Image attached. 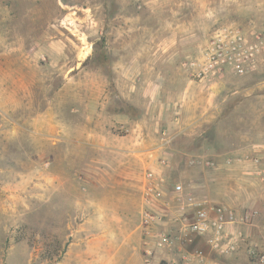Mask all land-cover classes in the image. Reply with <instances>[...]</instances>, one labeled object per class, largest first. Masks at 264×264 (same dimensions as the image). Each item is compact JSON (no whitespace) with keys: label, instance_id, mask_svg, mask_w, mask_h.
<instances>
[{"label":"rangeland","instance_id":"obj_1","mask_svg":"<svg viewBox=\"0 0 264 264\" xmlns=\"http://www.w3.org/2000/svg\"><path fill=\"white\" fill-rule=\"evenodd\" d=\"M226 24L240 26L250 39L256 34L264 39V0H0V264H62L75 240L69 226L83 220L82 212L101 205L127 215L132 206L118 165L121 157L93 149L66 150L61 141L51 146L52 137L57 141L60 134L47 130L46 107L61 96L67 80L71 98L109 94L138 115L146 103L138 91L141 84L131 92L127 81L186 78L187 97L180 94L181 83L163 86L172 93L165 105L168 120L182 116L188 127L171 143L175 155L165 173L170 191L182 183L202 198L239 211L259 210L261 220L245 229L250 244H263L264 185L252 169L235 165L214 171L189 164L195 156L222 160L264 151V53L253 71L226 72L208 84L181 70L185 60L200 55L212 32ZM176 125L164 127L175 130ZM54 127L62 132L60 120ZM117 145L127 148L128 142L118 138ZM147 170H133L140 211ZM63 191L70 192L68 198ZM174 211L164 219L170 220ZM170 221V228L154 225L151 236L164 230L180 236L179 220ZM139 225L141 264H167L182 249L195 248L204 251L209 264H258L245 252L220 257L198 236L190 248L178 241L174 251L157 252L146 263V238L155 237L145 235L141 212ZM84 249L94 246L77 247L75 255Z\"/></svg>","mask_w":264,"mask_h":264},{"label":"crops","instance_id":"obj_2","mask_svg":"<svg viewBox=\"0 0 264 264\" xmlns=\"http://www.w3.org/2000/svg\"><path fill=\"white\" fill-rule=\"evenodd\" d=\"M181 70H185L181 67ZM186 71V70H185ZM189 76V73L186 71ZM130 80V79H129ZM127 81V80H126ZM69 82L67 80L61 85V96L52 99L47 103L46 114L49 118L47 121V130L53 136L60 134L57 141L52 137L51 146L61 141V145L66 150H77L79 153L86 149L96 151L109 152L120 158L119 167L124 170L122 175L126 182V193L128 199L133 198L130 211L118 214L117 208H111L108 212L98 205L92 212L86 215L82 212L83 220L78 225L70 228L73 229L75 240L70 243L68 250L64 256L62 264H141V257L137 254L142 243V230L140 228V210L136 197V173L133 171L135 167L144 166L148 170H154L157 173L167 172V167L162 164L167 161L170 165L174 159V145L181 135L186 134L188 127L183 125V117L176 116L174 120L169 121L168 107L165 105L171 102L172 93L165 89L164 84L177 85L181 83V95H188L187 86L190 82L186 78L181 80H152L140 79L138 82L127 81L131 85V92L141 84V98L146 102L143 108H139L140 113L136 118L131 114V107L114 100L115 96L109 94L101 96H77L71 98L69 95ZM125 106V109L122 106ZM185 113L186 109H183ZM179 113V112H178ZM75 115L76 119H72L70 115ZM60 120L62 123V132H57L54 123ZM172 120V119H171ZM175 130H169L164 127L167 124H173ZM49 125V126H48ZM179 125V126H178ZM121 127L129 129L128 135H123L119 130ZM56 130V131H54ZM163 130H166L172 140L171 143L165 145L162 139ZM59 131V130H58ZM118 138H125L128 142L127 148L117 145ZM180 148H177L179 150ZM123 156V157H122ZM171 167V166H170ZM133 173V177H131ZM170 188L166 189V193L170 194ZM60 193V192H58ZM114 199L119 198V192H113ZM123 194V193H122ZM61 195L69 197L70 192L63 191ZM123 196V195H122ZM169 211L161 209L162 219L160 223L166 228H170L168 223L174 219H180V211H174L170 215V220H165ZM176 212V213H175ZM230 226V229H233ZM248 233L253 234V229H249ZM94 246L93 250L84 249V251L76 256L77 247ZM189 246V244H186ZM121 253V254H120Z\"/></svg>","mask_w":264,"mask_h":264},{"label":"built area","instance_id":"obj_3","mask_svg":"<svg viewBox=\"0 0 264 264\" xmlns=\"http://www.w3.org/2000/svg\"><path fill=\"white\" fill-rule=\"evenodd\" d=\"M264 53V39L256 34L250 39L243 28L234 24H226L216 28L207 40L200 55L188 58L183 68L191 78L199 83H212L215 79L233 72L238 75L247 74L256 69L259 58ZM123 135L129 129H119ZM162 139L165 145L173 140L163 130ZM162 164L169 167L167 161ZM190 165L200 164L203 167L218 171L233 166L250 167L256 180L264 185V151L252 154H232L221 159L209 156H195ZM167 177L164 172L147 170L142 181L141 211L142 225L145 235H152L151 228L160 223L161 209L180 211V236L170 231H161L153 240L146 238L147 246L144 261L150 263L157 252L174 251L178 241L180 244H192L194 237L205 238L207 246L220 257H230L245 252L249 259L264 264V242L255 246L248 242L245 226H251L261 220L257 209L239 211L232 206L211 199L200 197L192 188L176 183L170 194L166 193ZM159 211L155 209L159 208ZM264 225V219H263ZM233 226V229H230ZM167 264H209L202 249H182L168 260ZM220 264V263H219ZM222 264V263H221Z\"/></svg>","mask_w":264,"mask_h":264},{"label":"trees","instance_id":"obj_4","mask_svg":"<svg viewBox=\"0 0 264 264\" xmlns=\"http://www.w3.org/2000/svg\"><path fill=\"white\" fill-rule=\"evenodd\" d=\"M131 114H133L132 112H130ZM133 116L136 118V116H138V115H135V114H133ZM172 165V164H171ZM171 165H169V167L171 166ZM169 180L167 181V188L169 187Z\"/></svg>","mask_w":264,"mask_h":264}]
</instances>
